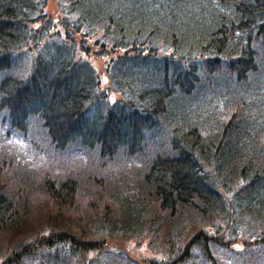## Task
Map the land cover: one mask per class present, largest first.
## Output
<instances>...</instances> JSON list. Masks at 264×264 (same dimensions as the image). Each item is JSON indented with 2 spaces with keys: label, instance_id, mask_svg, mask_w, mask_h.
Here are the masks:
<instances>
[{
  "label": "trees",
  "instance_id": "obj_1",
  "mask_svg": "<svg viewBox=\"0 0 264 264\" xmlns=\"http://www.w3.org/2000/svg\"><path fill=\"white\" fill-rule=\"evenodd\" d=\"M46 5L0 0V264H100L115 238H147L153 264H246L264 249V0Z\"/></svg>",
  "mask_w": 264,
  "mask_h": 264
},
{
  "label": "rangeland",
  "instance_id": "obj_2",
  "mask_svg": "<svg viewBox=\"0 0 264 264\" xmlns=\"http://www.w3.org/2000/svg\"><path fill=\"white\" fill-rule=\"evenodd\" d=\"M46 10L48 13H53L56 9V0H47ZM89 41L88 45L85 47V50L81 47L79 48L78 54L82 58H86L90 60L92 65L96 68V70L101 73V76L105 75V66L107 64L106 58L98 57L96 51H98V46L94 45V39H87ZM103 80V85L106 86V79ZM120 97L119 94L112 93L111 98ZM222 106V105H221ZM13 137L11 138L12 144L16 148H20L26 150L27 147L32 145L36 146L37 149H41L42 153L46 152V149L43 148L42 141L37 137H30V139H25L23 136L12 132ZM33 148V147H31ZM87 207L93 210V205H87ZM97 207V205H96ZM9 235H4L2 238L0 237V252L2 250V246L4 243H7ZM110 242L112 245L108 247V250L104 251L103 260L105 264H153L151 260H162L163 256L157 255L153 249L148 247L147 238H144L139 245L138 242H134L133 240H129L128 242L123 243L120 238L111 239ZM99 251H91L88 253L90 258L97 257ZM221 255L218 254L220 260H222L223 264H238L242 261L241 258L235 256L233 252L229 249L222 250L220 252ZM102 258V256H100ZM3 257L0 255V262L3 261ZM122 261V262H120ZM246 264H264V249L259 250L258 252H254L250 257L244 259ZM98 264V263H97ZM241 264V263H240Z\"/></svg>",
  "mask_w": 264,
  "mask_h": 264
},
{
  "label": "bare ground",
  "instance_id": "obj_3",
  "mask_svg": "<svg viewBox=\"0 0 264 264\" xmlns=\"http://www.w3.org/2000/svg\"><path fill=\"white\" fill-rule=\"evenodd\" d=\"M22 56V55H21ZM18 60V59H17Z\"/></svg>",
  "mask_w": 264,
  "mask_h": 264
}]
</instances>
